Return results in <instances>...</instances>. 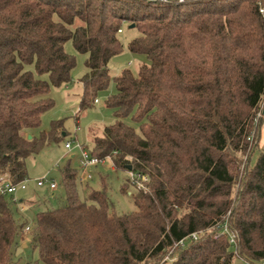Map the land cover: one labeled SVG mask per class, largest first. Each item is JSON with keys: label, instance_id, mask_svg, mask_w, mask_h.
I'll use <instances>...</instances> for the list:
<instances>
[{"label": "trees", "instance_id": "1", "mask_svg": "<svg viewBox=\"0 0 264 264\" xmlns=\"http://www.w3.org/2000/svg\"><path fill=\"white\" fill-rule=\"evenodd\" d=\"M262 10L264 0H0V175L12 184L28 179L27 159L68 136L64 120L36 134L55 106L52 89L72 82L77 61L66 43L88 56L80 113L108 90L128 23L140 33L128 50L147 62L138 75L125 69L114 77L106 105L115 121L93 133L89 152L148 177L144 190L129 176L124 182L132 214L116 213L106 174L100 190L86 183L82 200L70 162L59 171L60 205L34 222H19L0 195V264H22L21 230L31 223L35 264L264 260ZM253 136L257 163L241 170ZM225 222L236 248L213 230ZM193 233L197 240L174 249Z\"/></svg>", "mask_w": 264, "mask_h": 264}, {"label": "rangeland", "instance_id": "2", "mask_svg": "<svg viewBox=\"0 0 264 264\" xmlns=\"http://www.w3.org/2000/svg\"><path fill=\"white\" fill-rule=\"evenodd\" d=\"M77 25H80V23L78 22ZM130 26L128 23L123 25L122 33L119 34L123 51L109 63L108 67L112 80L108 90L99 95L98 102L94 103L90 109L80 113V99L84 93V88L80 81L88 72L86 68L88 56L78 53L72 42L66 43L65 49L67 53L73 55L77 61L76 67L72 71V82L68 86L52 89L50 96L54 100L55 106L43 116L41 129L36 131V134L40 131H49L53 121L64 120V127L68 136L60 144L53 143L47 146L40 154L27 159L28 179L30 183L28 190L18 193V196L24 199L23 204L26 207L23 213H16V218L19 222H34L37 213L59 206V202L64 198V191L60 186L55 192V197L52 198L51 193L46 188H36L34 182L36 179L47 175L59 180V171L69 162L72 167L80 171V177L85 175L78 158L79 150L75 149L72 152H68L65 144L72 139H76L78 144L85 147L87 151H91L93 148V133L100 135L106 126L114 123V112L106 105L108 96L116 93L114 77L119 76L125 69L130 70L134 75H138L140 66L147 62L145 57L133 55L128 50L130 41L140 36L139 31ZM127 123L135 126L136 129L138 128L131 119H128ZM262 131L261 146L264 145V129ZM250 142V150L243 159L241 170H245L250 160L254 166L259 157L258 150L253 154L256 144L254 136ZM252 154L253 157L251 159ZM88 173H91L93 176V179L89 180V186L94 190L102 188L100 174L108 176L111 182L110 195L117 214H132L136 211V206L130 194H123L121 191L125 180L128 178V173L116 171L113 168L111 159L104 160L97 167L88 170ZM85 186L86 183H78L79 194L82 200L86 197ZM128 190L131 191L130 193H134L133 189L129 188ZM5 197L7 200H11L10 196ZM28 201H31L30 204ZM33 228L26 234H21L18 257L21 259L22 264H35L40 259L39 251L32 246L31 232ZM233 264L246 263L243 258L235 256Z\"/></svg>", "mask_w": 264, "mask_h": 264}, {"label": "built area", "instance_id": "3", "mask_svg": "<svg viewBox=\"0 0 264 264\" xmlns=\"http://www.w3.org/2000/svg\"><path fill=\"white\" fill-rule=\"evenodd\" d=\"M261 12H264L263 10ZM119 33H122V30L119 31ZM98 102V100L96 101ZM65 148L68 150V152H72L73 150H79V160H80V166L83 170V177L81 176L80 181L85 182L88 180H92L93 176L91 173H88V170H90L93 167H97L101 163L104 162V160L92 156L89 151H87L83 146L77 143L76 139H72L68 141L65 144ZM114 168V165H113ZM128 176L130 178V181L136 186L138 190H144L146 188V183L148 182V177L145 175L137 174L135 172L129 171ZM35 185L37 188H48L51 197H55V192L59 187L58 181L50 176H44L40 179H36ZM30 180L26 179L18 184H12L7 177L0 175V195L2 196H10L11 197V203L18 209L20 213H23L26 210V207L23 204V200L18 196V193L21 191H26L28 189ZM33 228V223L27 225L25 228L21 230L22 235L26 234ZM213 230H216L219 232L220 235H227L229 238L230 244L236 248L237 246V240L235 235L231 232L230 227L228 225V222L218 224L216 227H214ZM200 236V233H193L190 236L186 237L185 239L181 240L178 244L175 245L174 249L178 246L183 247L188 239L190 240H197ZM246 264H264V260L261 261H245Z\"/></svg>", "mask_w": 264, "mask_h": 264}, {"label": "water", "instance_id": "4", "mask_svg": "<svg viewBox=\"0 0 264 264\" xmlns=\"http://www.w3.org/2000/svg\"><path fill=\"white\" fill-rule=\"evenodd\" d=\"M166 1L183 2V1H185V0H166ZM130 27H131V28H134V25H131Z\"/></svg>", "mask_w": 264, "mask_h": 264}, {"label": "crops", "instance_id": "5", "mask_svg": "<svg viewBox=\"0 0 264 264\" xmlns=\"http://www.w3.org/2000/svg\"><path fill=\"white\" fill-rule=\"evenodd\" d=\"M58 181V183H59V180H57ZM89 181V180H88ZM88 181H85V182H82V184H84V183H87ZM36 186V185H35ZM36 188H37V186H36ZM59 188V187H58ZM47 189V191H49V189L48 188H46ZM28 190V189H27ZM50 192V191H49ZM22 200H23V198H21ZM28 202H31V201H28ZM26 246V245H25Z\"/></svg>", "mask_w": 264, "mask_h": 264}]
</instances>
